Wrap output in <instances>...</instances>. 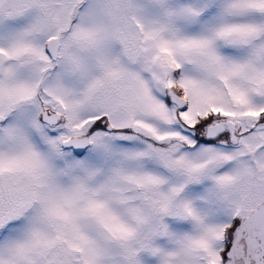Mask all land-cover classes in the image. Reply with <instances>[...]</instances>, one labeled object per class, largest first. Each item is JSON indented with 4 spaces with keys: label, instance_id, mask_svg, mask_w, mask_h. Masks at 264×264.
Here are the masks:
<instances>
[{
    "label": "snow or ice",
    "instance_id": "obj_1",
    "mask_svg": "<svg viewBox=\"0 0 264 264\" xmlns=\"http://www.w3.org/2000/svg\"><path fill=\"white\" fill-rule=\"evenodd\" d=\"M0 264H264V0H0Z\"/></svg>",
    "mask_w": 264,
    "mask_h": 264
}]
</instances>
